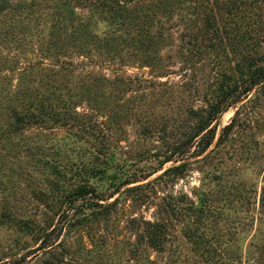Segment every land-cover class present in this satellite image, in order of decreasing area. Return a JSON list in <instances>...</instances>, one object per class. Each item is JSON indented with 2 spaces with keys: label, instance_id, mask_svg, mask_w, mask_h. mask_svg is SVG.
I'll return each mask as SVG.
<instances>
[{
  "label": "rangeland",
  "instance_id": "rangeland-1",
  "mask_svg": "<svg viewBox=\"0 0 264 264\" xmlns=\"http://www.w3.org/2000/svg\"><path fill=\"white\" fill-rule=\"evenodd\" d=\"M130 3L0 0V264H264V0Z\"/></svg>",
  "mask_w": 264,
  "mask_h": 264
},
{
  "label": "trees",
  "instance_id": "trees-1",
  "mask_svg": "<svg viewBox=\"0 0 264 264\" xmlns=\"http://www.w3.org/2000/svg\"><path fill=\"white\" fill-rule=\"evenodd\" d=\"M99 1V0H98ZM103 2V4L106 6V3H107V6L110 4L111 7H113V11L115 14H113V18L114 20L115 19H119V20H123L122 16L123 14H125L124 12H127V8H128V5H130L131 1L132 0H100ZM155 1V9H161V10H164L166 11L167 8H169V6L171 5H175L177 3L180 2V0H154ZM109 7V6H108ZM154 11V10H153ZM157 15L156 12H154V14H150L148 12H142V14L140 15L142 18L140 20L141 23V27L139 28L138 27V30L140 31V34L142 33H146V34H149L150 33V28L153 26L152 22L154 20V16ZM140 18V17H139ZM113 20V19H112ZM120 22L117 21L116 25H118ZM137 24L139 25V23L137 22ZM112 37L108 38V37H105L103 39H100L102 42H104V44H108L109 40H111ZM261 71H259L258 73H256V76L255 78L252 80L251 82V85L250 87H252L253 85L261 82V81H264V68L260 69ZM251 88H249L248 90H250ZM247 91V89H246ZM229 104V103H228ZM227 105V104H226ZM225 105V106H226ZM219 106V113L223 112L226 107L223 105L220 107ZM17 116V122L18 123H21V124H24L27 122L26 119H29L30 118H39L38 115H36L35 113H31L30 115L28 114H24V115H19L17 113H15ZM212 118H210L211 120ZM210 120L205 122L203 125H201L193 135H191V137L188 139L189 141V146L187 147V150L185 152L188 151V148H191L193 146L192 144V141L195 140V138L199 135H201V140L208 137L209 138L207 139L206 143L204 144V146L202 147V150L200 152H204L209 146L210 144L212 143L213 141V138H214V135L212 134L211 136L209 135L211 132H212V128L208 129L209 125H210ZM192 140V141H191ZM170 160H173L174 162H177L178 161V157H168L166 159V161H170ZM185 163H180V164H176V165H173V166H170L168 167L161 176H165L167 173H171L172 171H176L178 169H181L183 166H184ZM87 195H92V199L89 200L87 203L88 204H96L98 205L99 207H103L102 203H100L98 200H94L95 198H99L98 195L96 194L95 192V189L87 184H84V183H80L78 185V187H76V189L73 191L72 193V202L73 203H77V202H80L81 199H83L84 197H86ZM95 197V198H94ZM90 202V203H89ZM87 204V205H88ZM110 205L112 204H108L106 206H104V208H107L109 207ZM85 216H83L82 219H80V221L84 220ZM64 219V226H65V223L68 221L67 217L65 218V216L63 215V217L60 219V222ZM63 225V224H62ZM58 227H62V226H59ZM55 230V229H54ZM62 230V229H61ZM144 232L147 234V238H148V242H149V245L150 246H159L160 243L158 242H162L161 240V237L166 234V228L163 224H160V223H156V222H147L144 226Z\"/></svg>",
  "mask_w": 264,
  "mask_h": 264
}]
</instances>
